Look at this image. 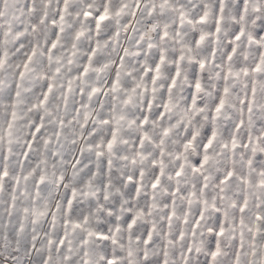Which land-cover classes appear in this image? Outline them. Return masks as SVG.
Instances as JSON below:
<instances>
[{"label":"snow or ice","instance_id":"snow-or-ice-1","mask_svg":"<svg viewBox=\"0 0 264 264\" xmlns=\"http://www.w3.org/2000/svg\"><path fill=\"white\" fill-rule=\"evenodd\" d=\"M0 264H264V0H0Z\"/></svg>","mask_w":264,"mask_h":264}]
</instances>
